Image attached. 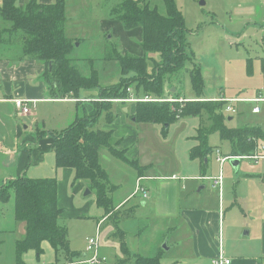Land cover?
Listing matches in <instances>:
<instances>
[{"label":"crops","instance_id":"crops-1","mask_svg":"<svg viewBox=\"0 0 264 264\" xmlns=\"http://www.w3.org/2000/svg\"><path fill=\"white\" fill-rule=\"evenodd\" d=\"M29 1L30 0H15V4L18 7H24ZM82 1L85 0H81V2ZM64 2V13L66 16V0H64ZM1 3L2 0H0V6ZM36 3L40 5H50L54 4L55 0H36ZM112 4L113 1L111 2L110 9L113 6ZM200 5H203V2H201ZM102 25L106 31L114 28L116 33L124 35V37H122L124 39L123 45L127 50H123L124 53L120 52L123 57L143 56V50L141 48L142 29L136 28L127 32L123 29L119 21L111 19L110 16L102 21ZM10 29L11 24L0 17V31H4L3 36L0 38V191L2 186L15 179L55 178L57 174H60L62 178L61 181L59 183L56 181L57 203L61 211L58 217V223L64 218L65 211L63 209H65V207L68 208V212L65 216L74 217L77 220L84 218L91 220L95 223L97 228L96 232L98 233L96 234V232H94L93 236H97L98 238L99 256L106 258L107 262L105 264H120V261H125V264H130L129 261H127L128 255L135 254H129L131 251L127 249V242L125 239L128 233H131L133 238L140 233L141 221H137L136 223L129 222L125 226L121 225L122 230L118 231L116 229L115 219H112V216L116 214L122 216L124 220L129 218L132 214H135L131 207L123 212L120 211V207L123 208L125 204L129 202L128 200L133 199V188L129 193L123 196H117L118 183L111 180L110 174L107 173L108 181L112 186L116 187L113 192L109 194L112 209L111 212L108 213L104 208H100L97 205L96 195L95 199L93 198L89 203V206L85 203L75 204L77 186H79L83 180H74V173L71 169L55 167V136L63 132L75 120L77 114L80 116L82 114V109L88 112L91 110L90 104L81 105L78 104V100H97L99 95L91 98L85 96L80 99L79 94H83L84 91L82 90L77 94L78 99L69 98L68 96L61 99L53 96V92L50 91L51 85L47 83L45 79H42L44 66L38 59L24 56V39H22V34L19 31H10ZM6 31L9 32L7 33ZM67 32L69 37L64 33L65 37L72 39L70 37V32ZM132 36L138 38V49L135 47L136 44L131 43L129 40V37ZM152 56L157 58L156 55ZM263 58L264 56H260L258 60L260 77L264 85L261 73V60ZM250 66L251 59L248 60V69H250ZM89 71L91 73V70ZM128 75L132 76V73ZM97 79L99 81V78ZM180 83L181 80H174L172 82V87H170L168 83L165 84L164 98L169 99L178 94V100L183 99L190 101L192 99H199V97H186L181 94L180 91H177ZM131 89L132 87L129 88V91H131ZM167 91L170 92L168 93ZM86 92L87 91H85V93ZM135 93L139 95L137 98H143L142 100L147 99L145 101L152 100L150 96H143L144 93L140 90L138 91L135 89ZM132 95L131 92L128 98L134 99ZM15 99L28 101L27 107L29 108V113L27 115H23L21 111L16 108L14 104ZM232 100L240 101L233 103L235 114L243 115V112L240 113L242 107H237V109L235 107L241 105H245L246 109L249 108L251 114H253V105L242 103L241 98H234ZM100 101L101 100L98 102ZM115 104L117 105L113 107L116 108V111H114L115 118L111 124H105L101 129L111 130L113 135L121 141H123L125 135H129L126 145L130 146L138 141V133L130 127V125H126V123L138 124L130 117L135 111V103L115 101ZM261 104L263 103L258 104V106L260 107ZM65 105L74 106L73 108L67 107L66 116L62 114ZM123 107L127 109L124 108L122 116L118 115ZM128 110L130 112H128ZM260 114L261 109L259 114L253 115L259 116ZM123 116H125L126 119H124ZM231 120L232 119H229L227 121V127H229ZM169 126H167V129ZM198 126H196L195 135L188 140L191 144L188 148V154L189 151L198 144V142L194 140ZM244 127L256 128L264 133V129L258 125H245L242 128ZM122 129H125V132H123ZM162 134L165 135L166 133L164 134L162 131ZM220 142H226L229 148V154L224 157L228 158L225 161L229 162L231 159L230 157H232L229 144L225 140H220ZM260 145L264 146V140L257 141L256 149L252 154L259 152ZM216 150H219L220 157L223 158L221 156V149L217 147ZM121 151L126 154L125 150ZM212 152L211 148V153ZM211 153L207 157H209ZM139 155L140 147L139 149H134L133 161L136 162V166L139 170L136 168L135 177L130 185L132 187L134 186L137 175H140L142 179L144 177V179L141 180V185L147 193V198L143 199L142 195L139 197L140 215L137 217V220L143 218L155 219L163 222V227L160 230L161 233L157 238L153 236V234H150L148 237L142 236L145 231V226H142V234L140 235V238L143 240L140 243L141 256L151 257L161 253L160 264H213L212 261L217 259L219 255H221L224 260H228L229 264H264V159L257 161L260 162L258 165H261L252 173L250 171L240 173L239 168L241 162L248 160H239L238 164L229 163L232 174L229 173V175L225 177L223 192L221 186L220 190L217 189L219 192L218 195L210 191V193L204 197L201 191L206 189L205 185L200 186L197 192H191L189 191L188 183H185L189 176L186 178L187 180H184L183 177H180L183 179H178L176 174H171V176L154 174L152 163H140ZM259 155H264V152L260 151ZM220 157H217V161L221 171V166H223L225 161L221 165L219 161ZM189 160L198 162L199 177H205V169L208 164L206 160L203 162L198 159ZM48 163H52L53 173L50 174L51 177L46 176L41 178L33 174L34 170L39 173L46 170ZM43 164L45 165L44 168H42ZM138 171H140V174ZM170 177H175V179H171ZM179 181L180 183H178ZM212 188H214L213 183ZM234 188V194L241 190L242 196L240 194L239 202L236 194L235 196L231 195ZM72 189H74L73 192ZM6 194H8V200L4 198ZM90 194L91 192L89 191L88 195ZM82 196L86 197L87 194L85 193ZM242 197L249 201L248 205L250 209H246V206L243 208L240 203ZM10 199L12 200L13 213L8 214V220L12 222L13 226H21L19 235L10 240V245L13 248V256L10 259V264H17L15 242L24 234L25 226L15 219L12 190L8 189L0 196V214L3 217L7 214L4 210V206ZM113 203L116 206H113ZM1 219L3 220L4 218ZM104 220L106 223H103V225L109 224V226L101 231L102 222ZM63 226L66 227L68 233L69 249L72 252L80 254V258L76 259L75 264H82L87 256H89V253L85 250L87 238L93 236L84 239L82 248H74L65 220ZM9 232L13 233V229H6L4 226L0 225V249L4 244L2 234ZM99 236L101 239L100 243ZM122 243L126 247H124ZM166 245H168V248H166ZM41 249L42 253L40 255L34 251L27 252L22 258L23 263H66L65 258L55 256L53 249L47 242H42ZM127 252L128 255L126 254ZM31 253L33 257L29 260L28 257ZM1 254L2 252L0 250V256Z\"/></svg>","mask_w":264,"mask_h":264},{"label":"trees","instance_id":"trees-1","mask_svg":"<svg viewBox=\"0 0 264 264\" xmlns=\"http://www.w3.org/2000/svg\"><path fill=\"white\" fill-rule=\"evenodd\" d=\"M105 1H113L109 16L119 21L125 31L142 29L143 50L142 57L124 56L117 59L122 75L132 73V76L108 89L99 87L96 71L91 69L93 76L89 78L78 70L80 67L72 56L75 51L73 42L64 35V0H55L50 5H40L36 0H30L24 7L16 6L15 0H2L0 6V17L11 24L10 31L22 34L24 56L34 57L44 66L42 79L51 85L53 96L78 99L79 91L97 88L100 98L106 100L91 102L89 112L82 109V114H77L75 120L55 136V167L71 169L74 180L88 181V190L96 195L97 205L107 212L111 210L109 194L116 187L110 184L108 174L101 165V151L108 149L116 155L123 151L115 149L121 140L115 139L111 130L100 129L98 122L102 116L107 117L108 123L113 121V100L128 99V89L131 87L142 91L143 96L156 100L135 103V111L130 117L136 123L161 125L165 134L167 126L180 119L199 118L194 137L198 144L189 151V159L206 160L211 153L208 137L216 132L220 140L228 142L232 156L251 155L257 141L264 140V133L256 128L227 127L228 119L221 112V102L211 104L199 101L201 98L183 104L162 101L165 99V84L172 87L177 74H189L193 91L199 92L202 83L194 56L187 48L185 22L175 1L162 0L166 9L164 17L145 4L144 0ZM3 34L4 31H0V38ZM150 55H158V61ZM261 73L264 80V58L261 60ZM121 156L126 163H132L137 168L135 161L127 159L123 153ZM56 186L55 178H20L6 189L13 191L16 221L25 226L23 236L15 242L17 264H24L22 258L29 251L40 255L42 242L51 246L56 257L65 258V264H75L76 259L80 258L79 253L69 249L66 228L58 224L61 211ZM4 198L8 200V194ZM160 259L161 253L151 257L135 254L128 255L127 261L130 264H160ZM120 264H125V261H120Z\"/></svg>","mask_w":264,"mask_h":264},{"label":"rangeland","instance_id":"rangeland-1","mask_svg":"<svg viewBox=\"0 0 264 264\" xmlns=\"http://www.w3.org/2000/svg\"><path fill=\"white\" fill-rule=\"evenodd\" d=\"M174 1L185 22L186 42L188 43L187 48L194 55L195 63L200 69V76L202 78L200 91L198 90L199 92H196L191 88L190 76L187 72L183 75L177 74L176 81L181 80L177 91H180L181 94L189 98L199 97L201 98L199 101L205 100L211 104L221 102V112L228 120L232 119L229 123V127L242 128L245 125H258L264 129V103L259 107L261 109V114L259 116L251 114L249 108L246 109L245 105L235 106L236 109L237 107H242L240 113L243 112V115H239L235 114L233 103L240 101L232 100L234 98H241L242 103L251 104L253 106H255V104L249 102L250 100L260 99L262 102L264 101V85L260 77L258 60L260 56H264V0ZM201 2H203V5H200ZM144 3L150 8L156 9L160 15L166 16V9L162 0H144ZM110 6L111 2H106L105 0H85L82 2L81 0H66L65 5L67 18L64 33L69 37L67 31L70 32V37L72 38L70 40L73 42L75 49V51L72 52V56H74V59L76 58V64L80 67L78 70L82 75L90 78L93 74H91L89 70L92 69L97 72L99 78L98 84L101 89L115 86L130 76L128 73L124 75L120 73V64L117 62V59L123 57L120 52L124 53L123 50H127L123 45L124 39L122 37H124V35L116 33L114 28L106 31L102 25V21L109 17ZM129 40L131 43L136 44L135 47L138 49V38L132 36L129 37ZM156 56L157 58H154V56L150 55L151 58L157 59L156 61H158L159 57L158 55ZM249 59H251L250 69H248ZM187 67L190 68V65ZM85 91L87 92L85 93ZM128 92L129 94L132 92V98L134 99L113 100L112 111L114 115L116 108L113 107L114 105L115 107L117 106L115 101H127V103L145 101L137 98L139 95L135 93V88H132L131 91L128 89ZM197 94L200 95L197 96ZM98 95L99 90L96 88L90 91L84 90L83 94H79V98L81 99L85 96L91 98ZM178 98L179 96L176 94L175 97L162 101L182 104L188 101L183 99L178 100ZM99 100L106 101L100 98L99 95L97 100H78L77 102L83 105L90 104L91 102H98ZM108 101L111 102L112 100ZM149 101L153 102L156 100L152 99ZM190 101L196 100L192 99ZM67 107L73 108L74 106L65 105L62 113L64 116H66ZM124 108L126 107H123L118 115H123L122 111ZM230 109H233L234 112L230 111ZM128 112L130 111L128 110ZM123 117L126 119L125 116ZM107 120V117L103 118L102 116L98 122V127L101 129L105 124H111L106 122ZM198 123V117L180 119L169 126L165 135L162 134L161 130L163 129L161 126L142 123H126L127 126L130 125V127L138 133V141L130 146L126 145L129 135H125L123 141H120V143L115 146V149L120 152L121 150H125L126 154L124 152L121 153H123L127 159L133 160L134 149H139L140 147V155L138 156L139 162L152 163L154 174H161L162 176L176 174L178 179L184 178V180H187L186 178L189 176L188 180L185 182L188 183L189 191L195 193L199 190L200 186L205 185L206 189L201 191L204 197L207 196L210 191L218 195V188H212V179L216 177L220 171V165L217 161V157H220V152L216 150V148L219 147L221 149V156L223 158L220 157L219 159H223L224 161L228 159L224 157L229 154V148L226 142H220L217 132L212 133L208 137V145L212 148L213 152L206 159V163L208 164L205 169V177H199L198 162L190 161L188 158V148L191 145L188 140L195 135V129ZM206 124L208 125V122H206ZM122 131L125 132V129H122ZM114 138L118 139L115 135ZM121 153L120 155H116L113 152H109L108 149H104L101 151L100 162L104 170L106 169L105 171L110 174V179L118 183L117 196H123L129 193L133 188V199L128 200L129 202L125 204L123 208L120 207V211L123 212L131 207L135 214H132L129 218L124 220L122 216L115 214L112 216V219H115L116 229L118 231L122 230L121 225L125 226L129 222L136 223L137 221H141L140 233L134 238L131 236V233H128L125 241L127 242V249L131 251L129 254L142 255L140 252V243L143 241L142 238H140L142 226H145V231L142 236L148 237L150 234H153V236L157 238L161 233L160 230L163 227V222L160 220L143 218L137 220V217L140 215L139 197L141 194L140 192H136V188L142 187L141 180H143L144 177L142 179L140 175H137L134 186L132 187L130 185L135 177L136 167L132 163H126L122 159ZM236 157L240 156H232L230 160L237 159ZM258 163L260 162L242 161L239 168L240 173L249 171L251 173L253 171L255 172L259 165H261H258ZM47 165L46 170L43 172L39 173L34 170L33 174L41 178L46 176L51 177L50 174L53 173L52 163H48ZM44 166L43 164L42 168H44ZM138 173H140V171H138ZM221 173L223 179V192L224 179L229 173L232 174L228 161H225L223 166H221ZM61 179L60 174H57L55 177L57 183H59ZM15 180L9 181L6 185L2 186L0 196ZM178 183H180V181ZM88 187L89 182L85 180L77 186L75 204L85 203L89 206L92 199H95L94 192L88 195ZM235 188L231 195L235 196L236 194L239 202V196L240 194L242 196V193L240 190V192L234 194ZM73 191L74 189H72V192ZM85 193L87 196L83 197L82 195ZM248 202L249 201L243 199V197L240 200L243 208L246 206V209H250ZM113 206L116 205L113 203ZM4 210L7 214H5L4 217L0 214V225L4 226L6 229H13V233L9 232L2 234L4 244L0 249L2 252L0 264H10V259L13 256V248L10 245V240L19 235L21 226H13L12 222L8 220V214L13 213L11 199L6 202ZM63 210L65 211L64 218L60 220L58 224L63 226L65 220L74 248H82L84 239L93 236L94 232H96V225L86 218L77 220L74 217L65 216L68 212V208L65 207ZM110 212L111 210L108 213ZM1 218L4 219L2 220ZM103 223H106L105 220L102 222L101 231L109 226V224L103 225ZM97 233L98 232H96V234ZM100 242L101 239L99 236V243ZM166 248H168V245H166ZM85 250L88 252L87 248H85ZM88 253L89 256H87L82 264H90L92 254L90 252ZM97 256L100 259L105 258L99 256V249L97 250ZM32 257L33 254L31 253L28 259L30 260ZM106 262L107 260L105 258V261L98 264H105Z\"/></svg>","mask_w":264,"mask_h":264},{"label":"built area","instance_id":"built-area-1","mask_svg":"<svg viewBox=\"0 0 264 264\" xmlns=\"http://www.w3.org/2000/svg\"><path fill=\"white\" fill-rule=\"evenodd\" d=\"M144 100H147V99H144ZM249 102H252L255 104V106L252 108V113L253 114H259L260 108H259L258 104L264 103V101L262 102L260 99H253V100H250ZM14 104H15L16 108L18 110H20L23 115H27L29 113V108L27 107L28 101L23 100V99H16V100H14ZM230 111L234 112L233 109H230ZM260 151L264 152V146L263 145L259 146V152ZM259 152L254 153L252 155L240 156V157H236V158L239 160H248V161L257 162L258 160L264 159V155H259ZM219 161H220L221 165L224 162L223 159H219ZM171 179H175V177H171ZM222 180H223L222 179V173L220 171L219 175L216 178L212 179V183H213L214 188H218L220 190L221 186H222ZM136 192H140L143 199L147 198V193L143 187H137ZM86 248H87V251L92 254V257L90 258V264H98L100 262L105 261V258L100 259L97 256V250L99 249L97 236H94V237L87 239ZM212 263L213 264H229V261L224 260V258L221 255H219L217 259L212 261Z\"/></svg>","mask_w":264,"mask_h":264},{"label":"water","instance_id":"water-1","mask_svg":"<svg viewBox=\"0 0 264 264\" xmlns=\"http://www.w3.org/2000/svg\"><path fill=\"white\" fill-rule=\"evenodd\" d=\"M239 160L238 159H232L229 161V163L234 164L237 163L238 164ZM88 193V192H87Z\"/></svg>","mask_w":264,"mask_h":264}]
</instances>
